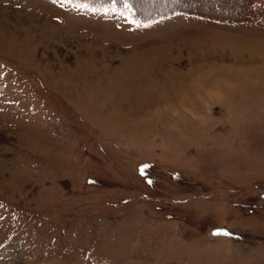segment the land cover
<instances>
[{
    "label": "rangeland",
    "instance_id": "rangeland-1",
    "mask_svg": "<svg viewBox=\"0 0 264 264\" xmlns=\"http://www.w3.org/2000/svg\"><path fill=\"white\" fill-rule=\"evenodd\" d=\"M94 1L0 0V264H264V0Z\"/></svg>",
    "mask_w": 264,
    "mask_h": 264
},
{
    "label": "trees",
    "instance_id": "trees-1",
    "mask_svg": "<svg viewBox=\"0 0 264 264\" xmlns=\"http://www.w3.org/2000/svg\"><path fill=\"white\" fill-rule=\"evenodd\" d=\"M97 1L98 0H95L93 3H97ZM248 1H249V3H251V8H252L254 6V3H256L257 0H248ZM107 3H109V1H103L100 5H106ZM134 4L137 6V8H139V4H137V2L134 3ZM172 6L174 8L173 4H172ZM178 10L179 9L177 7H175L173 11H171L170 9L167 12L159 11V13H155L153 15H151V14L150 15H146V14H144V12L139 10V15L138 16H140L143 19V21H151V20H155V19L160 18V17H166L168 15H171L172 13H174V12H176ZM184 11H186V10H184ZM248 11H249L248 13L251 12V10L249 8H248ZM187 12L190 13V14H198V15H201V16H204V17H209V18H213L215 20H220V21L221 20L222 21H227L228 20L227 17H225V16L222 17V16H220V14H217V13H200V12H197L196 10H193V9H189V10H187ZM239 17H243V16H239ZM244 19H247V18L243 17L241 19H236V21H242ZM232 20H234V19H232ZM262 24H264V23L262 22Z\"/></svg>",
    "mask_w": 264,
    "mask_h": 264
},
{
    "label": "snow or ice",
    "instance_id": "snow-or-ice-1",
    "mask_svg": "<svg viewBox=\"0 0 264 264\" xmlns=\"http://www.w3.org/2000/svg\"><path fill=\"white\" fill-rule=\"evenodd\" d=\"M150 182H151V181H150ZM223 234H225V235H230V233H228V232H226V231H225Z\"/></svg>",
    "mask_w": 264,
    "mask_h": 264
}]
</instances>
